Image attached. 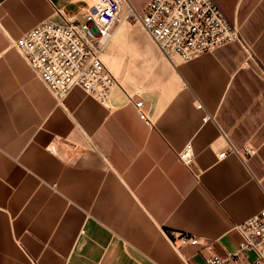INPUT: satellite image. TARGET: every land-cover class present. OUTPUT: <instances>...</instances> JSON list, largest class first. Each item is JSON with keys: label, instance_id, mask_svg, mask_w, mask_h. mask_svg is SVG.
I'll return each mask as SVG.
<instances>
[{"label": "crops", "instance_id": "obj_1", "mask_svg": "<svg viewBox=\"0 0 264 264\" xmlns=\"http://www.w3.org/2000/svg\"><path fill=\"white\" fill-rule=\"evenodd\" d=\"M217 1L243 41L183 61L147 38L122 58L108 40L127 79L103 103L80 87L58 99L11 42L75 0H0V264H206L204 243L239 247L236 226L264 207V0ZM188 142L198 176L178 156Z\"/></svg>", "mask_w": 264, "mask_h": 264}, {"label": "built area", "instance_id": "obj_2", "mask_svg": "<svg viewBox=\"0 0 264 264\" xmlns=\"http://www.w3.org/2000/svg\"><path fill=\"white\" fill-rule=\"evenodd\" d=\"M124 1L75 0L77 9L63 12L65 22L42 21L12 39V45L58 99H63L71 88L80 87L99 101L108 103L117 78L105 63L103 50L113 26L123 18L138 19L168 59L177 55L188 61L229 41L244 40L239 27L229 20L217 0H149L141 11L128 4L125 15ZM135 104L141 119L151 124L143 100H135ZM198 106L202 108L203 105L198 103ZM211 118V114H205L203 121ZM257 149L254 145L245 147L247 155L255 154ZM233 150H236L234 146L226 148L218 157L223 158ZM178 156L195 175L201 173L195 163L192 142L178 151ZM236 228L242 240L235 251L222 255L214 251L211 242L204 243L201 253L206 264H264V207ZM180 238L182 245L203 242L196 235H181ZM112 247L113 243L107 245L109 250ZM249 250L256 256L243 262ZM185 264H191L188 258Z\"/></svg>", "mask_w": 264, "mask_h": 264}, {"label": "rangeland", "instance_id": "obj_3", "mask_svg": "<svg viewBox=\"0 0 264 264\" xmlns=\"http://www.w3.org/2000/svg\"><path fill=\"white\" fill-rule=\"evenodd\" d=\"M127 8H128V4L124 6V11H125V12L123 11L124 15L126 14ZM119 23L121 22L120 21L116 22V24L112 28V34L109 38V41H108L109 43H107L110 45L109 51H112L114 49L115 52L117 51L118 53L121 54L122 58H126V56H128L129 53L130 54L134 53V50L136 49L134 45L147 42L146 38L149 41H151V43L155 44L158 47L156 42L152 39V37L149 35V33L146 31V29L143 27L142 23L138 19L134 17L126 18L123 21L122 26L120 27L121 31H119L120 32L119 35L115 36L114 35L115 28ZM112 41L114 42L113 45H111ZM160 54L162 55L161 51H160ZM174 56H177V55H174ZM103 57H104V54H103ZM107 65L113 71L117 79H127L126 62L123 61L118 66V68L113 66L110 62H107Z\"/></svg>", "mask_w": 264, "mask_h": 264}, {"label": "bare ground", "instance_id": "obj_4", "mask_svg": "<svg viewBox=\"0 0 264 264\" xmlns=\"http://www.w3.org/2000/svg\"><path fill=\"white\" fill-rule=\"evenodd\" d=\"M123 19L125 20L126 18H123ZM124 20H123V21H124Z\"/></svg>", "mask_w": 264, "mask_h": 264}]
</instances>
